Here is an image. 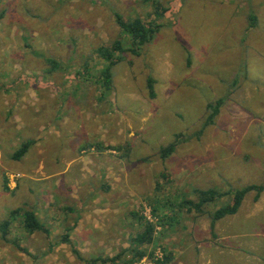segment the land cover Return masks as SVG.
<instances>
[{
	"label": "rangeland",
	"instance_id": "1",
	"mask_svg": "<svg viewBox=\"0 0 264 264\" xmlns=\"http://www.w3.org/2000/svg\"><path fill=\"white\" fill-rule=\"evenodd\" d=\"M116 14L157 31L105 89L97 48L131 46ZM263 183L264 0H0V264H264V190L211 224ZM209 188L202 211L180 204ZM24 210L49 233L29 234Z\"/></svg>",
	"mask_w": 264,
	"mask_h": 264
},
{
	"label": "trees",
	"instance_id": "2",
	"mask_svg": "<svg viewBox=\"0 0 264 264\" xmlns=\"http://www.w3.org/2000/svg\"><path fill=\"white\" fill-rule=\"evenodd\" d=\"M252 25L255 23L256 16L254 14H251L250 16ZM116 22L118 25L125 31H127L131 36V46L129 48H124L121 45L120 40H114L109 47L105 46H99L97 48L99 55L107 61L106 67L102 70L101 76H102V84L105 89H109L111 85V68L112 66L117 63L121 56L119 53L128 50L132 53H136L135 48L149 42L151 38L153 37L154 33L157 31V26H153L151 24H146L143 22L140 18H130L125 19L123 16L116 14ZM117 53V54H115ZM49 64L51 65V69L55 70L57 69V62L53 59H49ZM149 84H151V80L148 81ZM150 89V96L153 95L152 87L149 85ZM221 100H217L214 105L208 104V108L213 109V113L210 117L214 116L213 114H216L218 111V104ZM210 119L208 118L207 122ZM33 143L32 140H26L21 143V145L14 151V153L11 155V157L14 160H20L24 157V155L29 150L30 145ZM176 142L172 141L166 146H162L160 149V154L162 157L168 156L170 153L173 152V150L176 147ZM101 147V146H100ZM264 190V183L263 184H247L242 189H237L233 191L231 202L228 203L226 206L219 207L214 210L212 214V225L214 224V221L220 218L225 217L226 215H232L235 214L245 196V194L249 191H255L254 200H257L259 198L260 193ZM232 191L229 192V194ZM194 193H196V201H193L191 199L183 200L180 204L185 205L186 209L188 211L190 210H196V211H202L205 203L208 201H211L216 196L220 195L217 190L214 188L209 189H196L194 190ZM189 205V207L187 206ZM20 209H14L10 212V215L12 214H18ZM21 214V223L23 227L26 229V231L31 234L33 232L41 231L45 234L49 233V229L39 221L37 218L35 212L33 210H24L20 212ZM10 224V220L4 219L0 222V231L2 237H5V235L8 232V227ZM153 240V225L150 223H146L142 231L136 232L135 236L132 238L133 243H137L139 245H144L146 243H150ZM60 241L62 242H69L68 233H63L62 237L60 238ZM25 250V249H24ZM134 251L133 257L129 260L125 261L124 263L132 262L144 255V249L140 248H133ZM77 252V250H74ZM122 254H117L113 257H111L109 260L113 261L114 264L115 261L119 258H121Z\"/></svg>",
	"mask_w": 264,
	"mask_h": 264
},
{
	"label": "crops",
	"instance_id": "3",
	"mask_svg": "<svg viewBox=\"0 0 264 264\" xmlns=\"http://www.w3.org/2000/svg\"><path fill=\"white\" fill-rule=\"evenodd\" d=\"M27 152H28V151H27ZM208 262H210V260H209V261H207V262H205V263H203V262H202L201 264H207ZM208 264H209V263H208Z\"/></svg>",
	"mask_w": 264,
	"mask_h": 264
}]
</instances>
